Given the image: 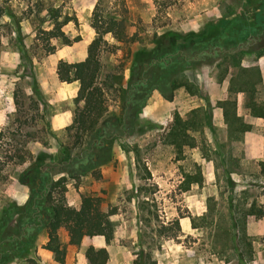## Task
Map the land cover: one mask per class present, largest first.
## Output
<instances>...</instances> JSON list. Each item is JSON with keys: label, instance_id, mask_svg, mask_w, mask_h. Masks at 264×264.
Segmentation results:
<instances>
[{"label": "rangeland", "instance_id": "1", "mask_svg": "<svg viewBox=\"0 0 264 264\" xmlns=\"http://www.w3.org/2000/svg\"><path fill=\"white\" fill-rule=\"evenodd\" d=\"M96 5L104 15L126 18L129 36L137 38L118 43L107 34L109 44L101 51L104 72L123 74L125 91L136 54L157 50L170 31L198 32L244 8L255 14L250 0H0V213L32 195L33 182L23 183L21 174L42 154L53 162V180L62 179L57 197L75 207L91 195L102 200L103 209L116 211L110 241L86 236L71 245L68 235L60 236L64 264H88L90 247L107 250L106 264H134L140 248L158 264H264V223L248 218L246 233L241 222L238 234L231 225L232 213L236 220L243 218L240 192L264 182L258 165L264 159V118L245 105L252 100L264 109V36L225 56L194 59L185 50L191 64L172 67L169 81L159 87L149 83L133 93L127 134L121 126L114 137L106 128L105 146L94 147L93 161L69 164L67 158L81 153L94 135L77 138L69 129L79 84L61 81L57 65L86 58L97 37ZM52 6L76 20L63 28L68 40H51L54 50L48 51L38 27L49 26L46 14ZM254 67L261 82L254 77L256 88L249 94L236 91L248 80L240 79L241 69ZM124 92L108 93L106 123L124 117ZM225 101L233 121L224 116ZM176 116L190 123L187 137L170 136ZM61 166L80 171L73 177ZM231 199L240 210L231 211ZM46 242L43 233L33 257L48 264Z\"/></svg>", "mask_w": 264, "mask_h": 264}, {"label": "trees", "instance_id": "2", "mask_svg": "<svg viewBox=\"0 0 264 264\" xmlns=\"http://www.w3.org/2000/svg\"><path fill=\"white\" fill-rule=\"evenodd\" d=\"M250 1L254 7V15H250L247 8H244L233 18L223 17L207 23L198 32L170 31L164 36L163 44L157 50L147 52L144 56L136 54L131 79L127 81V91H125L123 74L112 76L111 73L104 72L101 51L106 44H109L105 39L107 34H111L118 43H130L137 38L134 35L129 36L126 18L104 15L96 5L92 25L97 37L90 43L86 58L74 63L60 60L57 65V73L61 81H76L79 84L75 98L74 118L69 129L77 135V138L94 135L83 151L75 156H69L66 163L70 164L75 161L81 163V160L85 159L93 161L94 147L105 146V136L102 131L106 128H111L114 137L119 135L116 131L121 126L123 135L127 134L129 132L127 126L132 117V114L127 112V106L135 98L133 93L147 87L149 83H154L155 87H159L162 82L169 81L167 73H170L169 70L172 67L176 69L181 65L191 64L192 58L184 54L185 50L188 49L189 53L195 56L194 59L197 58V54L225 56L230 54V51H235L237 46L241 47L244 41L260 42L264 36V0ZM46 17L49 26H39L38 35L44 41V48L53 51L54 46L50 41L68 40L63 28L76 18L63 14L60 8L54 6L48 8ZM113 77L117 79L116 84L113 82ZM254 77L259 79L258 83L261 82L259 67L250 70L242 68L240 79L248 80L236 91L245 94L253 91L256 88ZM239 82L242 81L238 79L237 83ZM115 91H125L124 117L122 119L113 117L110 122L106 123L109 113L108 93ZM228 104H230L229 101L222 104L227 122L233 121L227 111L226 105ZM245 105L252 114L264 118L262 106H257L252 100H246ZM233 113L236 114V111L234 110ZM175 121L178 123L175 122L170 136L174 139H178L182 134L186 136V128L189 129L190 123L184 122L180 116H176ZM172 144H176L175 140ZM177 146L182 147L181 144ZM41 155L38 156L41 160L37 159L21 174L23 183L32 184L33 182L32 195L25 204L12 203L3 208L0 213V264H9L14 260L22 261L24 264H46L33 257L35 243L43 233L47 237L43 248L51 251L54 254V260L59 264H64L66 259V247L60 239L62 234L68 235L71 245H80L86 236H102L110 241L115 234L116 224L112 217L116 211L103 209L100 198L91 195L83 196L81 203L73 207L65 202L62 195L57 197V192L61 193L59 188L62 179L53 180L51 176L53 162H46V157ZM258 165L259 176L264 181V159ZM60 169L73 177H76L80 171V168L75 166L73 168L61 166ZM240 194L243 218L236 220L235 215L231 214L233 221L231 225L233 229L238 230L237 234L241 232L239 231L241 222L246 233L245 226L248 218L264 223V182L252 184L243 189ZM235 208L240 210L231 199V211H235ZM86 256L88 264H106L108 260L105 248L90 247ZM134 264H158V261L147 250L140 248L136 253Z\"/></svg>", "mask_w": 264, "mask_h": 264}, {"label": "crops", "instance_id": "3", "mask_svg": "<svg viewBox=\"0 0 264 264\" xmlns=\"http://www.w3.org/2000/svg\"><path fill=\"white\" fill-rule=\"evenodd\" d=\"M46 253V252H45ZM47 255H50L49 257H51L50 258V261L48 262V264H56L54 261V257L53 256H51L52 255V253L51 252H49ZM47 262V261H46Z\"/></svg>", "mask_w": 264, "mask_h": 264}]
</instances>
